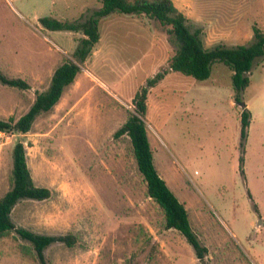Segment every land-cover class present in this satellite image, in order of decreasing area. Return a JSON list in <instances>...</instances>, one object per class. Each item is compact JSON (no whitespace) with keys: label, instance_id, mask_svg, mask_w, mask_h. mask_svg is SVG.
<instances>
[{"label":"rangeland","instance_id":"1","mask_svg":"<svg viewBox=\"0 0 264 264\" xmlns=\"http://www.w3.org/2000/svg\"><path fill=\"white\" fill-rule=\"evenodd\" d=\"M174 2L203 29L208 48L248 44L252 27L264 30V0H222L217 7ZM100 5L0 0V72L29 85L21 90L0 82L1 120L25 115L65 61L81 68L54 111L41 115L30 133L0 134V198L10 190L14 147L23 142L35 185L53 196L21 201L12 222L38 235L77 240L72 248L62 243L47 248V264H203L180 232L165 228L130 138H115L136 111L133 99L147 80L168 70L177 44L146 16L113 14L102 28L101 55L82 64L73 48L78 37L73 41L63 32L59 38L39 23L49 16L74 22ZM231 74L222 63L206 81L170 72L151 89L143 120L154 165L208 250L205 263L264 264V59L255 64L243 97L252 113L244 177L241 109ZM23 247L32 248L17 233L0 239V264H39Z\"/></svg>","mask_w":264,"mask_h":264},{"label":"trees","instance_id":"2","mask_svg":"<svg viewBox=\"0 0 264 264\" xmlns=\"http://www.w3.org/2000/svg\"><path fill=\"white\" fill-rule=\"evenodd\" d=\"M101 8L81 21H60L54 17L39 19L40 25L48 31L81 33L84 38L78 40L79 46L75 58L79 63H85L93 52V48L101 39L100 23L104 18L113 14L131 16H146L156 21L165 30L172 41L177 44V51L169 61V68L157 73L147 80L133 99L136 108L126 123L115 132V138L129 137L139 172L146 184L148 196L162 209L165 216V228L180 232L193 246L197 258L204 264L207 248L202 246L199 238L190 226L188 211L177 196L170 190L154 165L153 150L149 141L148 128L143 118L148 111V96L151 89L163 81L170 72L180 73L198 81L211 78L213 67L222 63L232 71L234 100L241 109V149L240 172L244 177V153L247 135L251 125L252 113L244 102V93L251 85L250 75L255 64L264 59V31L253 28L251 42L244 45L228 46L216 44L206 48L204 31L194 26L192 22L175 5L173 0H98ZM81 73L78 64L65 61L54 72L47 91L38 93L30 110L20 119H0V133L26 135L30 133L36 120L44 114L54 111L64 96L65 91L74 85ZM0 82L4 85L21 90H28L29 85L21 79H8L0 72ZM13 167L10 174V190L0 198V239L17 233L23 240L28 241L32 248L23 247L27 257L39 264H47L45 250L55 243H62L72 248L77 240L73 235L46 236L18 228L12 222L14 208L24 200L45 201L53 196L49 188L35 185L28 166L27 152L23 142L16 144L13 150ZM257 210V207H255ZM206 264V263H205Z\"/></svg>","mask_w":264,"mask_h":264},{"label":"crops","instance_id":"3","mask_svg":"<svg viewBox=\"0 0 264 264\" xmlns=\"http://www.w3.org/2000/svg\"><path fill=\"white\" fill-rule=\"evenodd\" d=\"M174 1V0H173ZM189 1V3L191 4H196V5H202L204 7H217L219 6L218 2L217 1H222V0H187ZM214 1V3H213ZM100 3V2H99ZM175 3V2H174ZM101 4V3H100ZM176 5V4H175ZM102 5H100L97 9L95 10H98L101 8ZM95 10H92V12H94ZM181 11V10H180ZM91 12V13H92ZM89 12H87V15H88ZM89 13V14H91ZM187 17V16H186ZM84 15H82V17L80 19H77L75 21H82L83 20ZM188 18V17H187ZM110 19H113V15L107 17V18H104L101 23H100V34H101V39L100 41H98V43L96 44V46L93 48V52L91 54V56L88 58V60L86 61L87 63H94V61H96L97 58H99V56L101 55V50H104L102 49L103 46H102V41H103V35H102V28H103V25L107 22V21H110ZM189 19V18H188ZM112 23V22H111ZM255 26V25H254ZM258 27V26H257ZM259 28V27H258ZM264 31V30H263ZM47 32H50L52 33V35H55V36H58L59 38L61 37V33L63 32H54V31H47ZM69 36L73 37V41L77 38V40H75V46L73 47L74 50H77L78 46H79V41L80 39L84 38V36L80 33H72V32H68ZM253 38V27L251 29V32L249 33V36H248V39L249 41H251ZM220 44V43H219ZM223 44V43H222ZM240 45H244V44H240ZM236 46V45H235ZM208 48V47H206ZM233 74V73H232ZM231 74V75H232ZM93 80L97 81L103 88H105V85L101 82V81H98L97 78L93 77ZM60 102V101H59ZM250 107V106H249ZM56 108V107H55Z\"/></svg>","mask_w":264,"mask_h":264},{"label":"water","instance_id":"4","mask_svg":"<svg viewBox=\"0 0 264 264\" xmlns=\"http://www.w3.org/2000/svg\"><path fill=\"white\" fill-rule=\"evenodd\" d=\"M262 223H263V221H260V222H259V225H261Z\"/></svg>","mask_w":264,"mask_h":264},{"label":"built area","instance_id":"5","mask_svg":"<svg viewBox=\"0 0 264 264\" xmlns=\"http://www.w3.org/2000/svg\"><path fill=\"white\" fill-rule=\"evenodd\" d=\"M1 134V133H0Z\"/></svg>","mask_w":264,"mask_h":264}]
</instances>
